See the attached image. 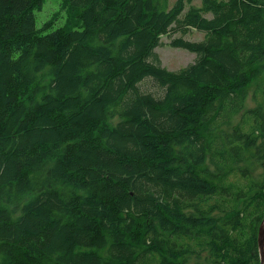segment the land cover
I'll return each instance as SVG.
<instances>
[{"label":"trees","instance_id":"obj_1","mask_svg":"<svg viewBox=\"0 0 264 264\" xmlns=\"http://www.w3.org/2000/svg\"><path fill=\"white\" fill-rule=\"evenodd\" d=\"M45 1L0 0V264H261L264 0Z\"/></svg>","mask_w":264,"mask_h":264},{"label":"rangeland","instance_id":"obj_2","mask_svg":"<svg viewBox=\"0 0 264 264\" xmlns=\"http://www.w3.org/2000/svg\"><path fill=\"white\" fill-rule=\"evenodd\" d=\"M175 1L176 0H171V5H173ZM62 2L63 0L45 1L43 9L35 13L37 29H41L44 23L54 18L57 14L58 18L56 19L51 30L53 31L63 26L64 21L66 20V13L68 8L66 11L61 12ZM200 2L201 0H195V3H197V5H200ZM179 37H182L181 33H172V36H164L162 38L164 46L156 49L162 60L163 66L170 71L181 70L189 64L194 63L197 59V55L194 53H191L182 48H173L170 46L171 41ZM184 38L190 41H201L203 39V33L192 30ZM140 88L144 92L152 93L157 96H159L161 92V89L159 90L155 81H152L151 78L146 79L140 85ZM249 105H253L251 101Z\"/></svg>","mask_w":264,"mask_h":264},{"label":"water","instance_id":"obj_3","mask_svg":"<svg viewBox=\"0 0 264 264\" xmlns=\"http://www.w3.org/2000/svg\"><path fill=\"white\" fill-rule=\"evenodd\" d=\"M258 246H259L261 264H264V223L261 225L259 229Z\"/></svg>","mask_w":264,"mask_h":264}]
</instances>
